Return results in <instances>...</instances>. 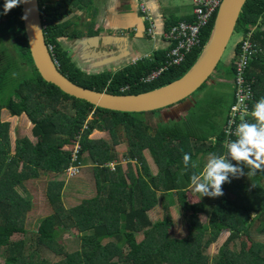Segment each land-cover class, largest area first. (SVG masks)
Wrapping results in <instances>:
<instances>
[{
  "label": "trees",
  "instance_id": "trees-1",
  "mask_svg": "<svg viewBox=\"0 0 264 264\" xmlns=\"http://www.w3.org/2000/svg\"><path fill=\"white\" fill-rule=\"evenodd\" d=\"M83 1L39 0L46 41L54 46L59 69L69 80L114 95H138L182 78L201 56L217 17L202 31L201 44L181 65L145 83L143 77L163 65L166 51L154 52L151 59L138 60L115 73L88 74L73 63L60 42L69 28L63 19L70 7H79ZM4 2L0 0V264H264V242L253 237L254 233L264 234V171L230 177L231 183L222 186L224 195L211 200L210 211L205 200L190 203L187 199L190 177L202 172L209 153H227L224 125L235 88L230 100L219 94L207 111L172 122L157 117L176 105L145 113L97 108L42 79L29 50L22 4L4 15ZM235 30L244 37L251 33L262 50L247 69V76L255 80L252 111L264 97V0L246 2ZM235 62L228 67L230 79H234ZM219 83L217 87L222 88ZM3 109L12 116H27L33 124L34 142L17 138L13 149L11 125L1 118ZM205 113L212 115L211 120H204ZM145 115V120L140 118ZM245 121L255 122L251 115ZM94 131L106 133L107 139H91ZM72 140L81 146L78 162L92 167L96 195L66 208L63 190L68 181L59 178L72 163L71 149H67L75 144ZM121 144L128 147L126 174L118 163L116 147ZM145 150L158 167L156 175ZM185 153L192 156L188 168L183 162ZM114 162V170L107 167ZM41 176L48 179L46 199L51 214L29 231L27 218L34 206L21 189L26 192V182ZM159 203L163 220L152 221L148 212ZM177 204L187 217L185 235L174 232L171 208ZM202 214L207 215V223L201 221ZM225 231L229 232L226 242L210 258L207 249ZM67 234L80 238L81 248L75 253L65 252ZM15 235L24 237L13 240Z\"/></svg>",
  "mask_w": 264,
  "mask_h": 264
},
{
  "label": "crops",
  "instance_id": "crops-1",
  "mask_svg": "<svg viewBox=\"0 0 264 264\" xmlns=\"http://www.w3.org/2000/svg\"><path fill=\"white\" fill-rule=\"evenodd\" d=\"M144 2L155 24L154 36H149L147 32L148 23L145 21L140 10V0H84L79 7H70L69 12L63 19V22L67 23L69 28L66 31V36H61L60 38L64 51L68 52L73 63L85 73H115L135 64L138 60L148 59L154 52L165 51L169 43L166 33L171 26L180 21H192L194 19L192 0H144ZM243 37L244 35L239 33L238 41L226 61L227 66L236 61L237 47ZM224 74L222 72L218 74L219 84L225 82V78H223ZM228 85L226 84V87ZM229 86H231L230 89L233 92V79H231ZM220 93V95H226V90H220ZM225 99L230 100L227 96H225ZM3 110L6 112L1 113V115H5L7 119L2 120L9 122L11 125L10 136L12 141V135L15 134L17 126V120L15 119H19L21 116H12L8 110ZM171 111V115L181 112L177 107L171 109ZM25 118L27 119L26 116ZM182 118L183 116L179 115V120ZM157 120L168 122L169 114L164 115L161 113L157 117ZM28 123L32 125L31 135L29 137L26 136L34 142L35 137L32 134L33 124L30 121ZM97 133L101 135L99 139H107L108 137L106 133L100 131H94L92 135H96ZM119 146L116 148L119 155L118 163L122 166L124 174H126L127 165H123V160H125L124 155L127 149H120L118 148ZM144 155L152 173L156 175L158 167L150 151L145 150ZM83 167L84 171L81 173V176L66 182L63 190V201L66 208H74L80 201L96 195L93 172L89 169L91 167L88 165H84ZM83 178L86 184L77 183ZM59 179L63 180L62 176ZM190 192L198 194L194 191L193 187L190 188ZM79 194L81 198L76 200ZM154 210L150 211L153 212ZM32 212L39 213L38 208L35 206ZM50 214L51 209L47 204L45 214L35 216V223ZM150 219L152 220L151 217ZM157 220L159 219L152 221ZM66 238L77 237L74 234H67Z\"/></svg>",
  "mask_w": 264,
  "mask_h": 264
},
{
  "label": "water",
  "instance_id": "water-1",
  "mask_svg": "<svg viewBox=\"0 0 264 264\" xmlns=\"http://www.w3.org/2000/svg\"><path fill=\"white\" fill-rule=\"evenodd\" d=\"M248 0H223L211 34L196 64L182 78L164 87L138 95H114L90 90L64 76L53 59L45 37L39 0L22 4V15L29 50L34 65L48 83L65 94L86 101L97 108L125 113L163 110L186 101L214 74L235 32L240 14Z\"/></svg>",
  "mask_w": 264,
  "mask_h": 264
},
{
  "label": "built area",
  "instance_id": "built-area-1",
  "mask_svg": "<svg viewBox=\"0 0 264 264\" xmlns=\"http://www.w3.org/2000/svg\"><path fill=\"white\" fill-rule=\"evenodd\" d=\"M223 0H192L194 8V19L192 21H180L169 29L166 33V38L169 41L165 51L164 63L158 69L148 73L143 77V82H154L164 72L171 67L181 65L186 56L196 47L201 44L202 31L207 28L213 18L217 16L219 8ZM140 10L144 16L145 21L148 23L147 32L149 36L155 34V24L152 17L149 14L147 5L144 0H140ZM44 30L46 25H44ZM51 55L54 57V46L48 45ZM240 51L237 52L235 62V74H234V88H235V101L230 107L228 112L227 121L225 124L224 135L225 148L227 151V142L235 140V130L241 121H245L251 115V103L254 100V83L255 80L247 76V69L252 58L261 49L252 41V35L249 33L239 42ZM55 59V57H54ZM56 65L59 67L57 60ZM125 89H123L124 91ZM87 128L85 124L84 129ZM71 165L66 170L64 175L67 180L77 178L81 175L82 166L78 162L81 152V146L79 142H75L74 147L71 149ZM226 155V153L224 154ZM114 165L113 170L116 167V163H111L109 166ZM108 166V167H109ZM109 167V168H110Z\"/></svg>",
  "mask_w": 264,
  "mask_h": 264
},
{
  "label": "rangeland",
  "instance_id": "rangeland-1",
  "mask_svg": "<svg viewBox=\"0 0 264 264\" xmlns=\"http://www.w3.org/2000/svg\"><path fill=\"white\" fill-rule=\"evenodd\" d=\"M238 38H239V32L235 30V32H234V34H233V36H232V38L230 40V43H229V45H228V47L226 49V52H225L221 62L218 65V68L215 70L214 74L206 82V84L202 88L198 89L192 96H190L189 97L190 100H186V101L191 103V105L186 110L181 111L179 113L176 112L173 115L170 114V113H172L171 109H173V108H170V109H168L166 111H163L162 114H164V115H166V114L168 115L169 114V122H172V121H175V120H179V115H182V116H184V117H186L188 119V118H193L195 113L199 114V113L207 111L209 103L214 102L216 96L221 94L220 90H222V88L217 87V85H216V83H217V81L219 79L218 74L220 72H222V73L225 72L223 78H225V80L227 82H230V80H229L230 78L227 77V75H226L227 71L229 69L228 68L229 65L226 66V61H227L228 57L230 56V53L232 52L235 44L237 43ZM5 44L9 48H11V44H9L7 42ZM12 53H14V52H12ZM152 56L153 55L149 56L148 59H151ZM227 88L228 89H226V95L225 96L230 98V96L232 95V90L230 89L231 86L228 85ZM177 105H179V104H177ZM221 107L223 109L222 105H221ZM192 108H193V110L190 112V110ZM5 112L6 111L3 110L2 114L5 113ZM202 115L204 116V120L206 118L211 120V118H212V115H211V117H208L210 115L207 114V113L202 114ZM25 116L26 115H22L19 119H15V120H17V126H16V130H15V134L12 135V147L13 148H15V141H16L17 138H22V137H27V136L29 137L31 135V127H32V125H30L28 123L29 119L27 118L28 119L27 120L25 118ZM1 118L3 120L7 119V117H5V115L2 116ZM137 118H139V117H137ZM140 118L145 120L146 119V115L145 116H141ZM219 122L222 123V120L220 119ZM83 131H85V129H83ZM99 137H101V135H99L98 133L96 135L95 134L92 135V137L90 136V138L93 139V140H99ZM212 140L215 141V138H213ZM225 140H226V137H225ZM74 142H75V140H72V143H74ZM74 145L71 144L67 149H69V150L72 149L74 147ZM224 145H225V141H224ZM118 148H120V149H125L126 148L128 150V147H127L126 144H124L123 146H119ZM119 154H120V152H119ZM123 163H124L123 165H125V166L128 164V160L126 159V157H125V160H123ZM83 166H82L81 173H83V171H84V167ZM113 167H114V165H111L110 169L113 170ZM89 169H92V167L89 168ZM62 179H66L67 180L65 175H62ZM47 180L48 179L46 177L41 176L39 179L28 181V183L26 182L27 183V186H26V190L27 191L26 192H24L21 189L22 195L27 196L28 198H30L32 200V202H33V206L34 207L36 206L38 208V211H39V213H34L32 211L29 213L28 218H27V224H26V228L29 229V231H32V230L36 229V227H37V222L35 223V218H36L35 216L36 215L41 216V215L45 214V207L48 204L47 199H46ZM70 180L72 181L73 179H69L67 181H70ZM85 182L86 181L83 178V179L79 180L77 183H80V184L84 185V184H86ZM262 185L264 187V181L262 182ZM77 197H78V199H76V200H79L81 198V195L79 194V195H77ZM208 198L209 197H202L200 194H195V193L192 194L191 192L187 195V199H188V201L190 203H196V202H199V200H205L206 201V207L210 211L212 209V206H213V202H211V200H213L214 198H209L210 200ZM70 202H73V201H70ZM162 206H163L162 203H159L156 207L153 208V209H155L153 212H151V211L148 212V216L150 214L149 217H151L152 220H156V219L163 220L164 210H163ZM33 210H34V208H33ZM171 212H172V218L175 221L174 232L176 233V235H185L186 234L185 226H186V219H187L185 212L182 211V209L180 208V206L178 204L171 208ZM200 218H201V221L203 223H207L208 222L207 215L202 214L200 216ZM66 236L67 235H64V238H63V240L65 242V245H66L65 252L66 253H71V254L73 252L75 253L76 251H78V249L81 248L80 238H66ZM228 236H229V232L228 231L223 232L221 234V236L219 237V239L207 249L206 254L208 256H210V258L216 256L218 254V251L220 250V248L226 242ZM23 237H24L23 235H15L13 237V240H19V239H21ZM253 237L256 238L257 240H260V241L264 242V234H257L256 235V233H254ZM238 245H239V243H238ZM49 258H51L54 261L56 260V258L54 256H52V255H49Z\"/></svg>",
  "mask_w": 264,
  "mask_h": 264
},
{
  "label": "clouds",
  "instance_id": "clouds-1",
  "mask_svg": "<svg viewBox=\"0 0 264 264\" xmlns=\"http://www.w3.org/2000/svg\"><path fill=\"white\" fill-rule=\"evenodd\" d=\"M28 2L29 0H5L3 14L6 15L14 8ZM28 11L25 10L22 19L27 18ZM251 116L255 122L241 121L236 127V139L227 142L226 155L209 153L202 172L191 175L190 184L202 197L223 196L222 186L231 183L230 177L239 178L264 171V97L255 103ZM191 161L192 156L185 153L183 156L185 168H188ZM245 167L248 169L247 173L244 171Z\"/></svg>",
  "mask_w": 264,
  "mask_h": 264
},
{
  "label": "flooded vegetation",
  "instance_id": "flooded-vegetation-1",
  "mask_svg": "<svg viewBox=\"0 0 264 264\" xmlns=\"http://www.w3.org/2000/svg\"><path fill=\"white\" fill-rule=\"evenodd\" d=\"M226 66H227V63H226ZM231 81V79H229ZM225 82L222 83V90H226L227 87H226V84H229L230 85V82H227L226 80H224ZM187 100H190L189 98ZM191 105L190 102L188 101H183L182 103H179V105H177L176 107L179 109V111H184L186 110L189 106ZM175 107V108H176ZM174 112V111H173Z\"/></svg>",
  "mask_w": 264,
  "mask_h": 264
}]
</instances>
